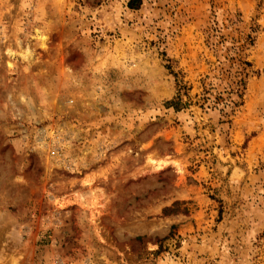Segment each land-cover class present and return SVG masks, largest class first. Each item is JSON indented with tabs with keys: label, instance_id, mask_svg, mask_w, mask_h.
Returning <instances> with one entry per match:
<instances>
[{
	"label": "rangeland",
	"instance_id": "374dc122",
	"mask_svg": "<svg viewBox=\"0 0 264 264\" xmlns=\"http://www.w3.org/2000/svg\"><path fill=\"white\" fill-rule=\"evenodd\" d=\"M129 1L0 0V264H264V0Z\"/></svg>",
	"mask_w": 264,
	"mask_h": 264
},
{
	"label": "trees",
	"instance_id": "16d2710c",
	"mask_svg": "<svg viewBox=\"0 0 264 264\" xmlns=\"http://www.w3.org/2000/svg\"><path fill=\"white\" fill-rule=\"evenodd\" d=\"M142 5V0H130L128 3V7L131 10H138L140 9ZM166 107L168 108H174L177 111H180L181 109L185 108V105L182 103V100L180 98L173 99L171 101H168L166 103ZM185 203L183 202H175L171 207H166L163 209V215L164 216H170V215H178L179 213L187 214L188 210L184 207ZM172 229L174 230L175 227L173 226ZM171 236H174V233H171Z\"/></svg>",
	"mask_w": 264,
	"mask_h": 264
},
{
	"label": "built area",
	"instance_id": "2783aa9c",
	"mask_svg": "<svg viewBox=\"0 0 264 264\" xmlns=\"http://www.w3.org/2000/svg\"><path fill=\"white\" fill-rule=\"evenodd\" d=\"M52 151H50V153H51V155L52 156H57V155H59V150H58V148H56V147H54V146H52Z\"/></svg>",
	"mask_w": 264,
	"mask_h": 264
}]
</instances>
